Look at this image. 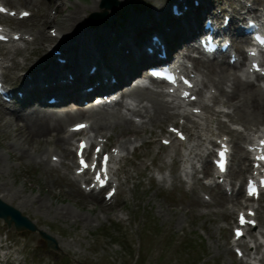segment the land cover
Masks as SVG:
<instances>
[{
  "label": "bare ground",
  "instance_id": "obj_1",
  "mask_svg": "<svg viewBox=\"0 0 264 264\" xmlns=\"http://www.w3.org/2000/svg\"><path fill=\"white\" fill-rule=\"evenodd\" d=\"M18 1L26 6L34 7L41 0ZM68 1L71 0H55L54 9L58 11V14L61 13L60 18H55L45 12L40 15L43 24L53 23L50 28L54 29L56 36L47 34L42 27L25 26L16 22L18 26L24 28L20 35L23 37V34H28L31 38H20L19 41H22L23 45H11V49L3 54L2 61L10 63L9 68L12 75L17 76V73L21 71L19 75L21 84L17 90L22 91L23 98L20 100L19 108L10 110L0 106V138L6 139L8 146L16 153L6 151L9 156L14 154L18 159L24 158L41 165L46 175L56 168L69 170L74 161L70 145L76 133L69 132L67 127L79 120L90 119L89 131L96 130V135L99 137L108 138L110 130L116 129L114 132L118 137L116 146L120 149H127V144L134 142L137 136H140V131L149 128L152 132L154 127L161 125L164 121L174 122L176 117L177 119L184 117L167 106L162 94L143 89L136 84L131 86V80L142 66L156 59L155 55L148 56L143 50V45L148 43V36L153 30L158 32L168 53L173 51L177 53L184 45L185 52L188 54L190 47L186 44L187 40L202 30L201 20L204 15L210 13L213 7L212 0H198V7H194L191 0H173L172 4H177L179 7L186 4L188 10H191L189 13L184 12L183 18L175 20L171 15V5L168 6L159 0H138V3H146V7L151 8L137 7V11L130 13L127 12L128 0H118L121 4H127L122 6L123 18L115 21L116 14L108 10L106 20L104 18L101 23L94 24L99 21V17L106 10L102 6V0H90V2L77 0L67 5ZM237 2H240L238 5H242L241 1L237 0ZM237 8L235 6L232 10L238 13ZM236 18L237 16L233 15V23L236 22ZM16 32L18 31H13V33ZM6 47L9 46L0 44V49ZM37 49L44 50L45 53L38 59H31L30 55ZM53 50H58L59 55L54 54ZM239 54L241 55L239 66H231L227 60H221L215 64L195 61V69L200 70V83L203 88L209 90V99L213 105L200 104L202 113L198 119L187 117L186 125H188L187 122L191 123L187 126L189 127L187 145L184 146L183 154L176 152L174 145L166 153L164 157L168 156L169 159H162L158 168L168 169L172 175L162 176V181L168 180L172 183L176 181L181 187L188 186L195 193L198 187L207 189L213 187L212 184L206 186L200 184L196 168V163L201 161L203 171L208 173L209 154L202 155L201 148L213 139L211 136L216 135L212 128L213 123L216 129L230 134L235 165V172L230 176L236 178L251 172L249 156L238 140L249 139L260 130L264 123V89L255 85L251 80L241 78L238 72L244 71L246 55L241 50ZM57 57L65 58L66 63L63 65L57 63ZM92 66L96 67V71L94 74H89L88 69ZM67 75H71L72 80L62 84L60 80L66 78ZM108 76L115 77L116 83H106L103 90L108 91L122 86L124 95L136 99L135 106L127 110L129 114L139 117L140 122H135L131 116H125L121 112L105 114L94 109L93 113L85 116L81 111L72 109L70 102L78 97L79 91L85 84L92 85L94 81H101L102 78ZM257 78L261 79L264 76ZM152 82L157 84L155 81ZM212 88L214 92L210 91ZM200 90L199 88L198 91ZM47 95L59 99L57 108H42ZM215 104L227 108V111L215 109L213 107ZM220 112L228 118V121L240 123L243 130L230 128L220 118ZM128 134L135 135V138L125 139L124 136ZM120 137L124 139H119ZM142 140V144L138 146L139 149L143 147V144L148 145L152 141L146 138ZM39 149L42 150L40 153ZM53 155L57 156L58 163L52 161ZM178 162L181 163V167L175 168L174 165ZM152 163L155 164L154 159ZM186 163H190L192 170L186 172L184 176L182 174L183 164ZM135 166L138 168L139 165ZM7 169H10V165L3 162L0 153V201L10 205L9 201L18 199L19 206H13L15 209L19 210L20 207L26 205L37 206L41 209L44 203L40 199L23 194V188L14 187V182L9 184ZM214 186L221 188L219 184H214ZM220 194L223 200H220L218 204V213L230 215V209L234 206H238L237 211L248 206L246 201L243 202L240 199L241 192L239 191L229 198H226L222 191ZM196 200L199 205L207 208L216 203L213 198L210 202L198 197ZM251 206L258 210V207L252 204ZM261 211L264 212V209ZM261 227L257 233L251 234L248 231L254 239V247L258 250L256 254L262 251L263 243L258 235L264 239V219ZM1 242L2 240H0V259H6L9 257V252L4 249L8 250V247H4ZM244 243L242 240L239 241V245L244 246V255L240 258V263L249 264L248 257L253 252L251 247L247 248ZM262 255H264V249ZM253 258L262 259L263 256L254 255Z\"/></svg>",
  "mask_w": 264,
  "mask_h": 264
},
{
  "label": "rangeland",
  "instance_id": "obj_2",
  "mask_svg": "<svg viewBox=\"0 0 264 264\" xmlns=\"http://www.w3.org/2000/svg\"><path fill=\"white\" fill-rule=\"evenodd\" d=\"M71 1L66 4L70 5ZM135 1H127L128 13L137 11V7L151 8L146 7V3H138V0L135 4ZM159 1L169 6L173 0ZM255 1L256 13L260 14L264 9V1ZM5 2L16 11L25 8L32 12L28 19L18 24L42 27L47 34L51 33L53 28L50 27L53 23L43 24L40 15L44 12L55 18H60L61 15L54 9L55 0H41L34 7L26 6L18 0ZM241 2L243 7L252 4L251 0ZM212 4L229 11L237 6L238 2L212 0ZM123 5L127 4H121L119 1L118 6L109 11L116 14L115 21L123 18ZM214 11L218 12L217 9ZM4 21L14 29L20 31L24 29L18 26L15 20ZM44 53V50L37 49L30 58L38 59ZM6 70L8 73L11 72L8 68ZM4 76L12 87L21 84L15 75ZM169 122L171 120L154 127L152 132L149 129L140 132V136L133 144H139L143 138L153 141L139 150L138 155L128 153L119 176V192L111 202L105 201L102 196L85 194L64 176L61 170L53 169L46 175L41 165L24 158L18 159L14 155L15 151L8 146L7 140L0 138L3 162L10 165V169H7L9 184L14 182V187L23 188V194L40 199L44 203L41 209L31 205L20 207V213L27 216L37 227L47 231L58 242L57 250H48L46 242L37 233L27 230L16 231L13 225L9 227L0 219V240L4 247H8V250H4L9 252V257L1 258L0 264H241L231 244V224L234 222L238 206L230 209V215L221 214L217 209L223 198L218 189L198 188L195 193L187 187H180L176 181L172 183L160 180L162 175L169 174L167 169L161 170L157 167L162 163V159L168 160V157L164 156L170 148L160 146L159 139L164 135ZM111 137V144H116L117 135L113 134ZM124 138L131 139L134 136L128 134ZM52 144L51 142L50 145ZM6 151L14 154L9 156ZM40 151L42 150L39 149V153ZM202 153L204 154L205 150ZM152 158L155 159L154 165L150 164ZM141 162L143 164H140ZM233 163L232 159L231 168L235 166ZM135 165H139L138 168ZM177 166L176 164L175 168ZM209 166L211 171L210 163ZM198 167L202 168V164H198ZM72 169L73 166L68 171L70 176ZM202 174V172L197 174L200 179ZM228 178L237 189L244 176ZM203 183L201 180L200 184ZM223 194L226 198L230 197L226 192ZM197 197L204 200L208 197V201L212 200V197L216 203H211L212 205L207 208L198 204ZM18 201L14 199L9 202L12 206H19ZM263 209L264 197L257 213L259 224L255 231H250L251 233L262 228Z\"/></svg>",
  "mask_w": 264,
  "mask_h": 264
},
{
  "label": "water",
  "instance_id": "obj_3",
  "mask_svg": "<svg viewBox=\"0 0 264 264\" xmlns=\"http://www.w3.org/2000/svg\"><path fill=\"white\" fill-rule=\"evenodd\" d=\"M119 4L118 0H102V6L106 9L102 16L99 17L98 22H94L96 24L101 23L104 18L108 14V10H112L116 8ZM0 218L8 225H15L17 230H29L31 232L37 231V227L32 223L26 216H23L20 211L15 209L14 207L7 205L0 201ZM39 235L47 241L48 247L52 249H57V242L54 237L45 233L42 230H38Z\"/></svg>",
  "mask_w": 264,
  "mask_h": 264
},
{
  "label": "snow or ice",
  "instance_id": "obj_4",
  "mask_svg": "<svg viewBox=\"0 0 264 264\" xmlns=\"http://www.w3.org/2000/svg\"><path fill=\"white\" fill-rule=\"evenodd\" d=\"M25 15H27V14L25 13ZM0 38H2V37H0ZM193 99H194V97H193ZM82 127H85V126L84 125H78L77 129L82 128ZM261 159H264V157H261ZM105 160H107V157H105ZM221 169H223V165H221ZM250 194H254V190L250 191ZM241 223H245L243 217H241ZM236 234H237V236L242 235V233L239 230L237 231Z\"/></svg>",
  "mask_w": 264,
  "mask_h": 264
}]
</instances>
